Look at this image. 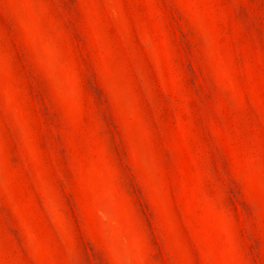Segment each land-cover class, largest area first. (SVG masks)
I'll list each match as a JSON object with an SVG mask.
<instances>
[{
	"label": "rangeland",
	"instance_id": "1",
	"mask_svg": "<svg viewBox=\"0 0 264 264\" xmlns=\"http://www.w3.org/2000/svg\"><path fill=\"white\" fill-rule=\"evenodd\" d=\"M264 264V0H0V264Z\"/></svg>",
	"mask_w": 264,
	"mask_h": 264
},
{
	"label": "snow or ice",
	"instance_id": "2",
	"mask_svg": "<svg viewBox=\"0 0 264 264\" xmlns=\"http://www.w3.org/2000/svg\"><path fill=\"white\" fill-rule=\"evenodd\" d=\"M82 264H91V261L88 258V253L87 252H85L84 255H83V262H82Z\"/></svg>",
	"mask_w": 264,
	"mask_h": 264
}]
</instances>
